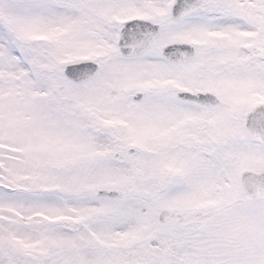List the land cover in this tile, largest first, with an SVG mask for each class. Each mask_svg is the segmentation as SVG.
I'll use <instances>...</instances> for the list:
<instances>
[{"label":"snow or ice","instance_id":"snow-or-ice-1","mask_svg":"<svg viewBox=\"0 0 264 264\" xmlns=\"http://www.w3.org/2000/svg\"><path fill=\"white\" fill-rule=\"evenodd\" d=\"M261 165L264 0H0V264H218Z\"/></svg>","mask_w":264,"mask_h":264},{"label":"rangeland","instance_id":"rangeland-1","mask_svg":"<svg viewBox=\"0 0 264 264\" xmlns=\"http://www.w3.org/2000/svg\"><path fill=\"white\" fill-rule=\"evenodd\" d=\"M244 169L261 171L264 165ZM241 194L238 177L235 184L220 189L208 201L216 224L218 264H264V257L255 255L257 250L264 251V203L255 204ZM241 232L245 235L241 245H233V235Z\"/></svg>","mask_w":264,"mask_h":264},{"label":"water","instance_id":"water-1","mask_svg":"<svg viewBox=\"0 0 264 264\" xmlns=\"http://www.w3.org/2000/svg\"><path fill=\"white\" fill-rule=\"evenodd\" d=\"M241 184L244 192L254 200H264V171H244L241 174Z\"/></svg>","mask_w":264,"mask_h":264}]
</instances>
